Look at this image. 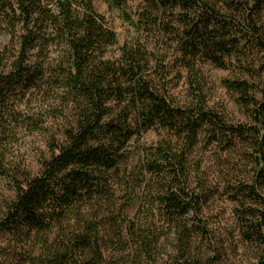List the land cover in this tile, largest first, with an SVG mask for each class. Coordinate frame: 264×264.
<instances>
[{"label": "trees", "instance_id": "obj_1", "mask_svg": "<svg viewBox=\"0 0 264 264\" xmlns=\"http://www.w3.org/2000/svg\"><path fill=\"white\" fill-rule=\"evenodd\" d=\"M94 1L0 0V35L6 38L0 51V149L17 124L38 120L11 106L17 92L57 94L56 113L66 117L61 140L49 143L52 153L39 174L15 182L0 234L30 246L24 255L29 264H107L105 233L121 251L133 245L139 263L157 251L148 219L157 211L179 234L180 257L171 264H208L186 258L193 233L203 227L188 229L185 217L197 219L210 194L199 179L192 187L198 169L189 157L203 133L206 143L231 147L238 138L257 147L247 195L262 204L259 231L264 229V197L257 192L264 185V101L259 105L256 97L261 92L264 98V0H136L130 11L129 0H100L133 32L120 45ZM206 62L231 70L234 79L222 85L237 104L253 107L259 128L227 124L208 107L201 71ZM174 71L186 86L184 104L170 93ZM150 131L156 142L139 145L138 162L129 167L133 147ZM115 187L124 193L120 202ZM136 190L147 196L138 206L144 225L137 230L125 217ZM248 227L257 235L252 223ZM121 231L129 242L119 241Z\"/></svg>", "mask_w": 264, "mask_h": 264}, {"label": "rangeland", "instance_id": "obj_2", "mask_svg": "<svg viewBox=\"0 0 264 264\" xmlns=\"http://www.w3.org/2000/svg\"><path fill=\"white\" fill-rule=\"evenodd\" d=\"M135 1L129 0V11L136 6ZM93 5L95 11L105 18L115 32L119 45L132 38V30L117 12L109 11L106 4L100 0H95ZM146 41L153 50L155 48L153 38L151 40V37H148ZM5 44L6 38L0 35V51ZM201 71L204 95L209 108L227 124L252 125L259 128L260 124L251 116L253 107H242L237 104L236 97L227 92L222 85L224 80L234 79L231 70L217 69L206 62L201 65ZM175 72L171 74L173 83L170 93L176 101L184 104L186 86L183 79L177 81ZM259 88L263 89V86L260 85ZM256 97L259 105L262 104L263 94L258 92ZM11 106H15L20 116L23 117L26 113L30 116L37 115L35 119L40 121L34 120L35 125L28 127L22 123L17 124L3 141V148L0 149V153L4 155L1 157L0 154V222L4 217L6 205L14 199L15 182H21L24 174L30 176L39 174L43 160L48 159L52 153L49 143L52 140L56 142L61 140V131L66 122V117H59L56 113L61 107L57 94L42 95L32 89L20 91L12 99ZM41 122L43 124L41 131L33 129ZM262 126L264 127V115ZM206 136V133L202 134L201 141L189 157L192 169L196 166L198 169L197 173L192 171V187H195L199 179L210 194L197 219L193 214L185 217L188 229L198 225L203 227L202 232L195 230L193 233L191 249L186 258L198 259L208 264H258L264 253V242L261 239L264 236V229L259 231L261 224L259 212L262 210V204L258 199L249 198L247 195L258 168L257 147H252L251 142L238 138L234 139L231 147H225L218 141L206 143L203 140ZM156 140L157 137L152 131L142 134L140 143L135 144L132 149L133 157L129 161V167L135 166L138 162L141 154L139 145L147 148ZM115 190L118 202L122 201L124 193L116 187ZM257 192L264 197V185L259 186ZM144 197L147 196L142 190H136V193L130 196L132 206L125 212V217L128 218L127 226L133 223L135 230L141 224L144 225L143 215L138 211L139 203ZM250 212L256 216H251ZM150 216L148 219L157 238V251L152 257L153 260L143 255L138 263L133 259L135 254L133 245H129V248L123 247L125 251H121L117 240L105 233L103 256L107 264H171L179 259L178 232L172 230L157 211ZM250 223L259 234L253 235L248 227ZM104 228L109 231L108 226ZM121 232L119 241L129 242L130 238L126 231ZM25 243L23 239L11 234L1 233L0 264H29L25 261L24 255L31 248Z\"/></svg>", "mask_w": 264, "mask_h": 264}]
</instances>
